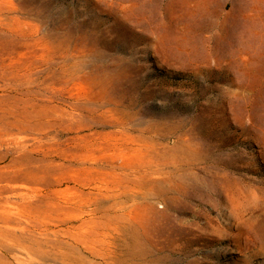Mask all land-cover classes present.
<instances>
[{
  "label": "rangeland",
  "instance_id": "rangeland-1",
  "mask_svg": "<svg viewBox=\"0 0 264 264\" xmlns=\"http://www.w3.org/2000/svg\"><path fill=\"white\" fill-rule=\"evenodd\" d=\"M3 56L5 264H264V0H0Z\"/></svg>",
  "mask_w": 264,
  "mask_h": 264
},
{
  "label": "bare ground",
  "instance_id": "bare-ground-1",
  "mask_svg": "<svg viewBox=\"0 0 264 264\" xmlns=\"http://www.w3.org/2000/svg\"><path fill=\"white\" fill-rule=\"evenodd\" d=\"M9 67H10V62L6 63V58L4 56L0 57V77H1V79L6 80L5 87H4L5 89L4 88H0L1 90H7L8 88H10V70H9ZM25 69H28V67L26 66ZM14 72L21 79H23L22 81L24 83H28L29 73H28V71L24 72L23 67H19ZM21 85H22L21 82L18 83V84H14L13 88L14 89L15 88L18 89ZM24 100L26 101L25 105L32 104V101H31V99L29 97H24L22 101H24ZM14 103L18 104V102L15 101V100H14ZM250 106H251V104H250ZM28 107H31V105L28 106ZM44 109H45L44 107H42V108L41 107L40 108H34L33 110L25 109L21 113L15 115L16 119L14 121H10V94H0V142H4V140L6 141V139H7L6 136L7 137L10 136V129L11 128H13V129L16 128L17 125L21 128L20 131H25V130L30 129L31 128L30 125H27V124H24V123H27L31 118H34V117L37 118V119L43 117L45 115V110ZM16 162L19 163V161H16ZM1 177H2V175H1ZM9 232H7L5 229L0 227V238L2 236L6 237V235L9 234ZM3 243L4 242H1V240H0V246L3 247ZM4 250H7V248L5 247ZM0 264H5V260L3 259V256L2 257L0 256Z\"/></svg>",
  "mask_w": 264,
  "mask_h": 264
}]
</instances>
